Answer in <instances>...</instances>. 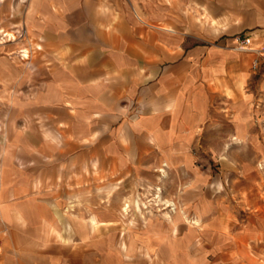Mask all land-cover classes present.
<instances>
[{"label": "crops", "instance_id": "obj_1", "mask_svg": "<svg viewBox=\"0 0 264 264\" xmlns=\"http://www.w3.org/2000/svg\"><path fill=\"white\" fill-rule=\"evenodd\" d=\"M21 32L20 43H0L33 54L0 62L10 109L2 150L14 152L0 182L24 174L29 198L119 154L128 165L156 149L161 119L196 78L250 99L255 61L264 72V0H0V34ZM258 86L264 96V73ZM17 192L2 188L0 201Z\"/></svg>", "mask_w": 264, "mask_h": 264}, {"label": "rangeland", "instance_id": "obj_2", "mask_svg": "<svg viewBox=\"0 0 264 264\" xmlns=\"http://www.w3.org/2000/svg\"><path fill=\"white\" fill-rule=\"evenodd\" d=\"M11 34H0L4 47L23 40L22 32ZM24 50L0 49V62H19ZM253 73L250 99L196 78L184 104L161 119L156 149L128 165L119 154L114 165L72 173L34 198L23 195L24 174L0 182V191L18 190L0 201L10 212L8 220L0 215L5 264H264L259 61ZM6 94L0 82V167H11L14 154L2 150L9 142Z\"/></svg>", "mask_w": 264, "mask_h": 264}, {"label": "bare ground", "instance_id": "obj_3", "mask_svg": "<svg viewBox=\"0 0 264 264\" xmlns=\"http://www.w3.org/2000/svg\"><path fill=\"white\" fill-rule=\"evenodd\" d=\"M9 38H11V37H14V35L13 34H10L9 36H8ZM12 39V38H11ZM16 39H17V37H16ZM29 50V49H28ZM31 50H32V48H31ZM22 55V54H21ZM20 56V55H19ZM24 58L25 59H29L30 58V54H29V51H24ZM29 61V60H28ZM27 62V61H26Z\"/></svg>", "mask_w": 264, "mask_h": 264}, {"label": "built area", "instance_id": "obj_4", "mask_svg": "<svg viewBox=\"0 0 264 264\" xmlns=\"http://www.w3.org/2000/svg\"><path fill=\"white\" fill-rule=\"evenodd\" d=\"M246 47H241V50H245L247 48V45H248V41H244L243 43Z\"/></svg>", "mask_w": 264, "mask_h": 264}]
</instances>
